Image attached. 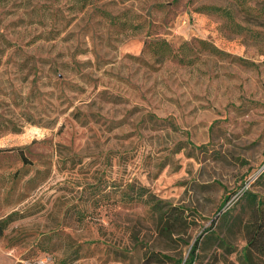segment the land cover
Listing matches in <instances>:
<instances>
[{
	"label": "rangeland",
	"instance_id": "374dc122",
	"mask_svg": "<svg viewBox=\"0 0 264 264\" xmlns=\"http://www.w3.org/2000/svg\"><path fill=\"white\" fill-rule=\"evenodd\" d=\"M0 51V264H264V0H7Z\"/></svg>",
	"mask_w": 264,
	"mask_h": 264
},
{
	"label": "trees",
	"instance_id": "16d2710c",
	"mask_svg": "<svg viewBox=\"0 0 264 264\" xmlns=\"http://www.w3.org/2000/svg\"><path fill=\"white\" fill-rule=\"evenodd\" d=\"M7 0H0V6L2 4H4ZM73 2H76L77 0H72ZM164 43H161L160 45H162ZM0 53H2L0 51ZM0 56H2L0 54ZM18 129L16 127H5L2 131H9V132H15L17 131ZM18 153L20 156H22V153H21V150L20 149H17ZM247 196H248V199L250 200L251 203H254L256 205V209H255V212L258 214V216H262V209H261V206L264 205V200H256L254 195L250 194V193H247ZM181 223V221H179V224ZM0 233H1V229H0ZM249 246H256L257 245V239H254V240H249L248 242ZM193 249V248H192ZM193 252V251H192ZM191 263V260H189L188 262H185L183 264H190Z\"/></svg>",
	"mask_w": 264,
	"mask_h": 264
}]
</instances>
